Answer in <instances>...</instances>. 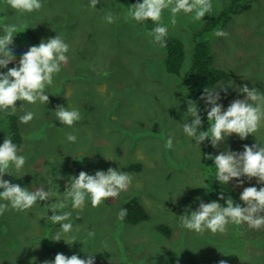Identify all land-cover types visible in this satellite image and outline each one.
<instances>
[{"label":"rangeland","instance_id":"rangeland-1","mask_svg":"<svg viewBox=\"0 0 264 264\" xmlns=\"http://www.w3.org/2000/svg\"><path fill=\"white\" fill-rule=\"evenodd\" d=\"M233 2L212 0L213 13L199 22L181 13L172 24L170 11H164L162 22L168 35L179 37L186 45L182 71L191 63L193 34ZM42 4L39 12L21 14L0 0V35L5 23L20 27L12 46L15 62L8 68L15 67L31 46L57 34L70 49L68 63L46 88L48 104L17 102L23 135L19 154L27 160L23 169L16 171L13 166L12 176L5 174L4 179L33 191L40 187L47 191L51 182L63 199L70 177H78L81 171L89 175L109 168L125 172L133 163L141 164L142 169L127 172L133 181L119 197L99 207L86 200L83 211L74 210L71 204L64 209L72 212L73 231L62 239L71 245L51 240L60 225L47 219L53 213L45 207L56 203L55 198L39 201L26 211L9 207L0 215V264H45L54 262L58 253L81 259L95 255V264H264V228L230 223L223 234L210 230L198 234L182 227L179 220L186 212L190 216L196 211L201 201L226 207L225 201L231 197L247 206L240 202L244 188L259 189L264 184L241 177L228 183L233 193L211 189L210 176L216 168L207 157L228 150L242 153L245 145L264 146V125L255 136L241 140L233 134L205 153L183 132L185 120L193 121L187 115L189 100L180 78L165 69L164 47L148 34L156 25L129 18L133 6L129 0H99L95 9L90 0H42ZM240 4L249 7L236 8L226 25H217L205 36L215 66L228 74L216 86L225 110L232 101L245 98L238 88L247 85L264 93V0H241ZM109 12L116 17L114 23L105 19ZM217 30L229 35L218 37L214 35ZM7 71L0 68V73ZM57 106L78 109L82 119L74 127L64 126L55 116ZM29 111L34 119L21 123L20 117ZM8 132L7 119L0 114V145ZM68 133L76 135L77 141L69 142ZM169 137L173 139L171 149L166 148ZM221 194L225 200L219 199ZM134 197L150 219L129 225L118 213ZM161 224L171 229L170 237L159 232ZM90 231L94 237L88 236Z\"/></svg>","mask_w":264,"mask_h":264},{"label":"clouds","instance_id":"clouds-1","mask_svg":"<svg viewBox=\"0 0 264 264\" xmlns=\"http://www.w3.org/2000/svg\"><path fill=\"white\" fill-rule=\"evenodd\" d=\"M6 3L18 13L39 12L43 8L42 0H6ZM99 0H90V7L95 9ZM165 10L171 13V23H176L178 14L191 15L194 21H203L205 16H210L214 9L212 0H143V3H136L129 8L128 17L138 23L151 21L156 26L149 31V35L155 43L161 47H166V37L168 27L163 24V13ZM105 19L108 23H114L116 17L109 12ZM3 35H0V68H6V73H0V111L8 115L15 114L18 101L28 104H48L49 95L46 88L51 86L54 76L61 71V66L68 63L69 45L61 35L55 38L42 40L38 46H31L21 57L19 63L12 68L10 64L15 62L14 38L20 32V27L16 24H3ZM214 35L227 37L229 34L223 30H217ZM231 87V86H229ZM226 93L227 88L221 87ZM237 91L245 95L244 99H237L231 102L225 110L219 103L221 96L217 88L204 89L201 96L211 107L207 112L209 127L206 131H201L203 127L199 107L193 101H188L187 115L192 117V123L187 119L182 124L183 132L193 138L197 144H202L210 140L212 146L218 147L221 143L232 136L237 135L241 140H245L249 135L257 133L264 125V93L253 87L251 90L247 85L238 88ZM23 106L20 108L22 109ZM11 110V111H9ZM55 116L61 124L74 127L82 119L78 109L57 106L54 111ZM35 114L26 112L20 117V122L28 124L34 119ZM67 140L76 142L77 137L68 133ZM173 147V139L169 137L166 141V148ZM17 145L7 136L3 144L0 145V200L7 203H0V215L9 209L16 211L30 210L39 201H51L56 199V203H51L47 207L53 215L48 216L55 225H60L59 231L51 239L59 242L62 236L73 231V224L70 222L72 212L64 211L69 204L74 210L83 211L86 200L91 201L92 207H99L110 198H117L122 192L128 190L133 178L127 172L117 171L109 168L106 172L98 170L94 175L81 171L77 176L70 177V182L63 193V199H59L60 192H56L51 186L45 191L40 187L36 190L22 188L19 184H12L4 179L5 174L12 176L10 169L14 166L16 171L24 168L27 158L19 154ZM207 159L214 160L216 168V179L227 184L241 177L249 180L256 178L260 184H264V146L260 143L253 146H244V151L233 152L231 150L221 152L215 157L209 155ZM62 179V177H58ZM242 181L239 186H242ZM59 187V185H58ZM225 200L223 194L219 197ZM240 201L247 205L235 203L229 197L223 207L220 203L212 201L210 203L200 202L196 211H191V215L179 216L181 226L192 230L198 234L210 230L213 234H223L227 231V226L231 223L237 226L246 224L248 228L260 230L264 228V187L244 188L240 195ZM59 214H56V213ZM127 215V209H121L118 217L123 219ZM79 219V216H77ZM94 232H89V237H94ZM73 239H75L73 237ZM45 264H95V255L88 254L87 259H81L78 255L68 257L63 253H58L55 260L46 261ZM220 264H225L221 261Z\"/></svg>","mask_w":264,"mask_h":264},{"label":"trees","instance_id":"trees-1","mask_svg":"<svg viewBox=\"0 0 264 264\" xmlns=\"http://www.w3.org/2000/svg\"><path fill=\"white\" fill-rule=\"evenodd\" d=\"M129 1L133 5L140 3V0ZM240 1L241 0H234L230 7L226 8L217 17H212L211 20L206 22L201 31H197L193 34L194 48L192 52V59L186 72L182 71L186 60V45L184 41L179 37L169 35L166 37V47H164L165 55L163 58L165 69L167 73L180 78L186 90L187 99L193 101L197 104V107H199L203 124L201 131H206L210 126L208 123L207 112L211 106L205 100L201 99V96L204 95V89L208 87L210 90H214L217 83L225 79L228 75L226 71L220 70L215 66L214 58L211 53L212 50L207 40H205L207 39L205 36L206 34L209 35L211 31L217 27V25H226L230 21L233 11L234 13L238 11L236 8L239 7L242 11L245 7H249V5L244 6L240 4ZM0 114L7 119L9 130L8 137L13 140L20 150L23 143V135L17 113L15 112V114L8 115L5 112L0 111ZM200 145L205 153L210 152L212 149L214 150L210 140H206ZM141 169V164L133 163L125 167L123 170L125 172H139ZM216 171L217 170H213L212 175L210 176L211 180L209 182L211 189L215 187L225 188L233 193L231 186L221 183L216 179ZM122 209H127V215L122 219V221L126 224L137 225L150 219V214L137 197L128 200L123 205ZM158 230L166 237L171 236L172 231L165 224L159 225Z\"/></svg>","mask_w":264,"mask_h":264}]
</instances>
